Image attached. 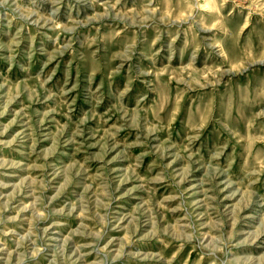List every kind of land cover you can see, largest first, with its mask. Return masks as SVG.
I'll return each instance as SVG.
<instances>
[{"label":"rangeland","instance_id":"374dc122","mask_svg":"<svg viewBox=\"0 0 264 264\" xmlns=\"http://www.w3.org/2000/svg\"><path fill=\"white\" fill-rule=\"evenodd\" d=\"M0 264H264V0H0Z\"/></svg>","mask_w":264,"mask_h":264}]
</instances>
